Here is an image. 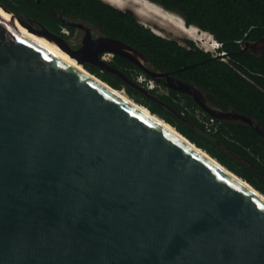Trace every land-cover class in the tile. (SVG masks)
I'll return each instance as SVG.
<instances>
[{
  "label": "water",
  "instance_id": "95a60500",
  "mask_svg": "<svg viewBox=\"0 0 264 264\" xmlns=\"http://www.w3.org/2000/svg\"><path fill=\"white\" fill-rule=\"evenodd\" d=\"M0 6L84 66L151 94L100 56L122 54L209 113L264 135L257 120L211 107L201 87L133 45L89 34L73 47ZM112 88L0 13V264H264V193Z\"/></svg>",
  "mask_w": 264,
  "mask_h": 264
},
{
  "label": "trees",
  "instance_id": "16d2710c",
  "mask_svg": "<svg viewBox=\"0 0 264 264\" xmlns=\"http://www.w3.org/2000/svg\"><path fill=\"white\" fill-rule=\"evenodd\" d=\"M181 14L186 24H195L221 42L219 52L186 38L182 43L163 36L125 10L104 0H0L23 18L35 17L63 36L60 13L82 15L97 22L103 32L127 41L140 50L159 70L203 89L205 101L224 113L231 110L251 117L264 126V50L256 53L245 40L264 36V0H154ZM224 57V58H223ZM138 81L144 74L157 86L148 94L121 76L96 64L90 71L116 88L124 89L138 102L171 122L193 142L264 193V135L244 121L217 117L190 94L150 77L129 58L116 55L111 62ZM161 87L165 89L162 90ZM214 119L212 125L207 122Z\"/></svg>",
  "mask_w": 264,
  "mask_h": 264
},
{
  "label": "bare ground",
  "instance_id": "6f19581e",
  "mask_svg": "<svg viewBox=\"0 0 264 264\" xmlns=\"http://www.w3.org/2000/svg\"><path fill=\"white\" fill-rule=\"evenodd\" d=\"M108 1H113V0H108ZM124 1V2H123ZM138 1H141L138 2ZM114 2V1H113ZM114 4V3H113ZM115 4H118L121 8H125L127 7V5H136L138 7L134 10L136 12V16H138L139 20L142 21L143 23H147L148 22V18H144L140 15H143L145 11H148L150 13H152L155 16V21L162 24V26H167V25H172L175 24L176 20L173 19L174 16H179V14L176 13V11L173 10H169L165 11L161 6H159L156 3H152L148 0H116ZM0 13L5 16L6 18L10 19L11 21L14 22V24L16 25V27L24 34H26L27 36H29L30 38L34 39L35 41H37L38 43H40L41 45H43L44 47H46L47 49H49L50 51H52L53 53H55L57 56H59L60 58H62L63 60H65L66 62H68L69 64L73 65L74 67H76L77 69H79L80 71L92 76L93 78H95L96 80H98L100 83L105 84L106 86H109L110 88H112L105 80L101 79L100 77H98L95 73L91 72L88 68H86L81 62H79L76 58L72 57L67 51H65L57 42H54L53 40L49 39L47 36H44L42 34L36 33L28 28H26L24 26V24L19 21L13 14H9L8 12H6L1 6H0ZM181 18H183L181 16ZM181 18L178 21V24H180L181 26H183V21L181 20ZM184 19V18H183ZM197 25H191L192 28L196 27ZM191 27H189L190 29H188L187 31V35L190 38H193L195 40H199L201 39V36H199V33H197L196 29H192ZM184 28V27H183ZM182 28V29H183ZM185 29V28H184ZM161 34V33H159ZM163 35V34H161ZM164 36V35H163ZM171 38V37H170ZM204 41V40H203ZM145 74V73H144ZM151 77V76H150ZM142 83V82H141ZM116 93H118L120 96H122L123 98H125L127 101H129L130 103H132L133 105H135L136 107L140 108L141 110H143L145 113H147L148 115H150L151 117H153L154 119H156L157 121H159L161 124H163L164 126H166L167 128L171 129L173 132H175L178 136L184 138L185 140L189 141L186 136L182 135V133L180 131H178L172 124H170L166 119H163L161 116H159L158 114L154 113L148 106L138 102L137 100H135L133 97H131L129 94H127L125 92V90L123 89H119V88H112ZM152 89V88H151ZM193 146H196L195 144H193L191 141H189ZM201 150V149H199ZM204 151V150H203ZM206 152V151H205ZM212 158V157H211ZM215 162H217L216 159L212 158ZM232 176L238 178L239 180H241L242 182H244L245 184H247L248 186H250L251 188H253L249 183H247L245 180L243 181V179H241L240 177H238L237 175H235L233 172L228 171Z\"/></svg>",
  "mask_w": 264,
  "mask_h": 264
},
{
  "label": "flooded vegetation",
  "instance_id": "af4514ba",
  "mask_svg": "<svg viewBox=\"0 0 264 264\" xmlns=\"http://www.w3.org/2000/svg\"><path fill=\"white\" fill-rule=\"evenodd\" d=\"M104 1L114 5L115 7L119 8V9L125 10V11H127L133 15H137L136 12L134 11L138 7L136 5L131 4V5H127V7H125V8H121L118 4H115L116 0H113L114 2H111L108 0H104ZM148 1H150L152 3H156L163 8H166L162 3L158 2V1H154V0H148ZM205 1H207V4H210L213 2L212 0H205ZM60 16H61V19L58 22V27L60 28V32H62L66 35L64 37L69 41V43L73 47L82 46L85 43V41H87L88 39L90 40L89 34H91L92 37H97L101 34H105L103 32V30L101 29L100 25L90 18H87V17L82 16V15H64L63 13H60ZM24 19L28 20L29 22H31L32 24H34L37 27H40L43 24V25L50 28L49 24H45L35 17H30V19H28V18H24ZM112 37L119 39L115 36H112ZM119 40H121L127 44L132 45L131 43L124 41L122 39H119ZM257 42L260 44L257 45ZM244 46L245 47L251 46L252 48L248 47L247 49H250L256 53H261L264 50V36L260 37L257 40H245ZM116 55L124 56L122 54L114 53V52H111L108 50H105V51L103 50L100 52V56L102 58H104L105 60L110 61V62L113 61V59L115 58ZM125 57H127V56H125ZM133 62H135V61H133ZM90 64H92V63H90ZM231 111H233V110H231ZM233 112H235V111H233ZM226 118L233 120V121H237V122L244 121V120L236 118V117H226ZM244 122H246V121H244ZM246 123H248V122H246Z\"/></svg>",
  "mask_w": 264,
  "mask_h": 264
},
{
  "label": "rangeland",
  "instance_id": "374dc122",
  "mask_svg": "<svg viewBox=\"0 0 264 264\" xmlns=\"http://www.w3.org/2000/svg\"><path fill=\"white\" fill-rule=\"evenodd\" d=\"M111 2H113V1H111ZM124 2V1H123ZM138 2H140L141 3V1H138ZM163 8V7H162ZM138 9H139V7H138ZM165 11H168V12H170L169 11V9H167V8H163ZM174 11V10H173ZM144 14L143 15H140V16H142V17H144V18H148L149 20H148V22L147 23H145V24H147L148 26H150L153 30H155L156 32H158V33H161V34H163L164 36H166V37H171V38H175V39H177V40H179L180 42H182V43H186V41H185V39L186 38H190L188 35H187V31H188V29H190L189 27H191V25H188V24H186V21H185V19H183L184 17L181 15V14H179L178 12H176L177 14H179L180 15V17L178 16H174L173 17V19L174 20H176V22H175V24H172V25H167V26H162V24H160V23H158V22H156L155 21V16L152 14V13H150V12H148V11H145L144 10ZM181 16L183 17V18H181ZM138 17V16H137ZM181 18V20L183 21V26H181L180 24H178V21L177 20H179V19ZM180 21V20H179ZM194 25V24H193ZM185 29H184V28ZM183 28V29H182ZM192 28V27H191ZM195 29H196V31H197V33H199V36H201V39H199V40H195V39H193V38H191V39H193V40H195L201 47H203V48H205V49H208V50H211V51H213V52H216V50L217 51H219V48H220V46H221V44H220V41L219 40H217L215 37H214V35L213 34H211L210 32H208V31H204V30H202L200 27H198V26H196V27H194ZM194 28H192V29H194ZM204 40V41H203ZM161 89L162 90H164L165 88L164 87H161ZM125 92L127 93V91L125 90ZM128 94V93H127Z\"/></svg>",
  "mask_w": 264,
  "mask_h": 264
},
{
  "label": "built area",
  "instance_id": "2783aa9c",
  "mask_svg": "<svg viewBox=\"0 0 264 264\" xmlns=\"http://www.w3.org/2000/svg\"><path fill=\"white\" fill-rule=\"evenodd\" d=\"M221 44V42H220ZM216 54H219L221 56H225V51H222V52H217ZM138 81L140 82H146V86L148 88H154L155 86H157V83L155 82L154 79H151V78H148L145 74H140L138 76ZM212 123H214V119L211 118V120L209 122H207V126L210 127V125H212Z\"/></svg>",
  "mask_w": 264,
  "mask_h": 264
},
{
  "label": "clouds",
  "instance_id": "9594fccd",
  "mask_svg": "<svg viewBox=\"0 0 264 264\" xmlns=\"http://www.w3.org/2000/svg\"><path fill=\"white\" fill-rule=\"evenodd\" d=\"M217 52H219V51H217V50H216V52H215V53H217ZM217 55H219V54H217ZM220 56H221V55H220Z\"/></svg>",
  "mask_w": 264,
  "mask_h": 264
}]
</instances>
